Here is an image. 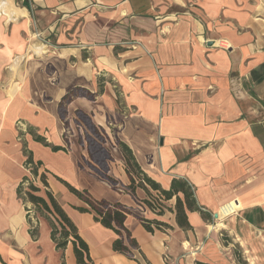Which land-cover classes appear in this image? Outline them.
Returning <instances> with one entry per match:
<instances>
[{
    "label": "crops",
    "instance_id": "crops-1",
    "mask_svg": "<svg viewBox=\"0 0 264 264\" xmlns=\"http://www.w3.org/2000/svg\"><path fill=\"white\" fill-rule=\"evenodd\" d=\"M74 88L97 94L69 107L101 125L118 119L117 137L163 189L188 182L200 209H187V228L176 196L160 197L158 214L150 187L135 196L119 188L131 182L119 145L110 165L118 187L85 146L68 145L59 107ZM117 91L130 112L117 109ZM24 145L48 170L92 264H264V0H0V264H78L72 242L58 249L48 216L18 194L29 173ZM64 181L131 208L125 225L144 256L115 251L117 234L78 210L88 205ZM142 219L169 227L151 232Z\"/></svg>",
    "mask_w": 264,
    "mask_h": 264
},
{
    "label": "trees",
    "instance_id": "trees-1",
    "mask_svg": "<svg viewBox=\"0 0 264 264\" xmlns=\"http://www.w3.org/2000/svg\"><path fill=\"white\" fill-rule=\"evenodd\" d=\"M24 2L26 5L28 4L27 0H24ZM79 89L80 88H74L73 90H71L65 95L63 101H71L72 96L79 95ZM33 135L37 141L43 142L45 145L50 146L54 151L66 149L63 146L51 145L46 140V138L41 135H38L36 133H33ZM118 145L120 146L125 157L126 171L131 180L129 185L120 188L122 190L129 191L134 196L136 195L137 188H141L145 190L147 194L151 195L148 187L157 192L158 196L163 197L164 200H169L176 196L177 200L175 210L177 222L181 227L187 228L189 226L187 209H200L194 197L192 187L188 184V182L181 178H174L172 180L170 189H163L158 182L149 177L142 170L132 149L126 143L119 140ZM98 146L100 149L98 151L101 152L102 157L100 160L94 158V161L91 164L102 178L109 180L112 184H117L116 180H114L109 175L110 166L106 160V156H104L103 154L108 153V150L104 145L99 144ZM23 150L27 156L24 165L30 169L34 178L39 177V179L43 183V186L46 188V198L38 194L41 188L37 186L32 180L29 184L28 190H25L24 183L26 181H30L28 176H24L18 186V194L20 198L24 201V203H33L38 208V211L48 216L52 227L51 237L56 243V247L58 249H65L68 242L71 241L73 244L77 263L92 264L88 244L79 235L76 225L69 218L66 211L54 197L52 192L48 189V170L44 169V171L40 173V169L43 166L42 161H35L33 153L27 149L26 145H24ZM65 184L72 193H74L79 199H81L88 205V207H76L78 210L84 212H93L96 220L100 221L104 226L113 229L117 234V238L113 243V248L115 251L123 253L132 259H135L133 253V249H135L139 251L142 256H144L142 251L140 250V246L137 240L132 236V233L125 225L126 218L128 217V215L133 213V210L131 208L119 202H110L105 199H96L87 189H78L68 182H65ZM179 193H183L184 199L179 196ZM147 203H149V201H147ZM163 212L164 209H160L159 211H157L158 214H162ZM50 215H53L56 218L57 222L51 219ZM29 220H31L30 217ZM142 222L145 228L151 232L155 230V227L158 229L169 227L166 223L158 220L142 219ZM36 231V227H34L32 233L35 234ZM61 264H65V262L63 261Z\"/></svg>",
    "mask_w": 264,
    "mask_h": 264
},
{
    "label": "rangeland",
    "instance_id": "rangeland-1",
    "mask_svg": "<svg viewBox=\"0 0 264 264\" xmlns=\"http://www.w3.org/2000/svg\"><path fill=\"white\" fill-rule=\"evenodd\" d=\"M19 1L21 4H25L24 0H19ZM27 2L29 4V0H27ZM48 71H52L50 66L48 68ZM99 92L100 90H98V93ZM78 93L79 95L72 96V100L76 97H83L87 100H94L97 94V90L96 92H93L87 88H80L78 90ZM116 93H117L116 97L118 100L117 109L119 108L122 113H126L125 111L130 112V109L124 105L123 99L122 97H120L119 92L117 91ZM69 105H70V101L64 100L62 101L59 107V117L64 126V139L68 142V145L71 146L72 144L73 146L77 148H80V146H85L88 152L89 158H90V163L94 161V158H96L97 160L101 159L102 155H101V152L98 151L100 150L98 145L99 144L104 145L105 148L108 150V153H103V154L104 156H106V160L110 166L112 162L115 161V157L117 154V153H114V147L118 145V141L120 139L116 135V129L120 125H122L121 122H119L118 119L115 120L113 118L111 119L110 117L108 120L104 121L105 122L104 125L103 124L101 125L94 120L92 113L84 109H79V108L74 109L72 106L69 107ZM27 169L29 170V173L26 176H28L30 181L29 182L26 181L24 183V187L26 191L29 188V184L31 180L35 184H37L36 182L38 181V177L34 178L30 169L29 168ZM111 174H112L111 170H109V175L114 180H116ZM112 185L115 187H118L116 183H113ZM120 187L121 186H119V188ZM26 209L28 210V212L31 210V208H27V207ZM35 209H38V208L36 207ZM30 219H31V222L34 220L31 216H30ZM223 239L227 241L228 238L223 237ZM228 240L231 241L230 238ZM233 253H235L236 255L239 254L237 253V250L235 251V248H233Z\"/></svg>",
    "mask_w": 264,
    "mask_h": 264
},
{
    "label": "built area",
    "instance_id": "built-area-1",
    "mask_svg": "<svg viewBox=\"0 0 264 264\" xmlns=\"http://www.w3.org/2000/svg\"><path fill=\"white\" fill-rule=\"evenodd\" d=\"M18 126H19V130L21 132H25L26 131V125L24 123L20 122L18 124ZM149 200H150V202H151V204L153 206V210L154 211H159L160 209L163 208L162 200H161L160 196L157 195V193H155V195L150 197Z\"/></svg>",
    "mask_w": 264,
    "mask_h": 264
},
{
    "label": "bare ground",
    "instance_id": "bare-ground-1",
    "mask_svg": "<svg viewBox=\"0 0 264 264\" xmlns=\"http://www.w3.org/2000/svg\"><path fill=\"white\" fill-rule=\"evenodd\" d=\"M234 203V202H233ZM233 203H231L230 202V204H229V207L227 208V209H224V210H222L220 213H219V217L221 218V217H224L225 215H227V214H230L233 210H234V205H233ZM236 203H238V202H236ZM260 204V203H259ZM241 205L243 206V204L241 203ZM236 207V206H235Z\"/></svg>",
    "mask_w": 264,
    "mask_h": 264
},
{
    "label": "water",
    "instance_id": "water-1",
    "mask_svg": "<svg viewBox=\"0 0 264 264\" xmlns=\"http://www.w3.org/2000/svg\"><path fill=\"white\" fill-rule=\"evenodd\" d=\"M215 216H218V214H215Z\"/></svg>",
    "mask_w": 264,
    "mask_h": 264
}]
</instances>
